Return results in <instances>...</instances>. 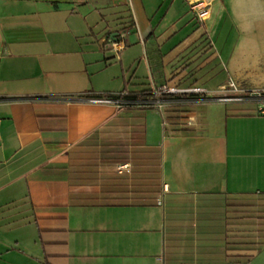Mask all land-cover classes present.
Here are the masks:
<instances>
[{"label":"crops","instance_id":"obj_1","mask_svg":"<svg viewBox=\"0 0 264 264\" xmlns=\"http://www.w3.org/2000/svg\"><path fill=\"white\" fill-rule=\"evenodd\" d=\"M195 1L0 0V264L264 260L261 104L211 100L264 91V0ZM161 85L210 100L86 102Z\"/></svg>","mask_w":264,"mask_h":264},{"label":"built area","instance_id":"obj_2","mask_svg":"<svg viewBox=\"0 0 264 264\" xmlns=\"http://www.w3.org/2000/svg\"><path fill=\"white\" fill-rule=\"evenodd\" d=\"M210 7L209 0H197L190 3V10L194 14L196 20L199 23H204L207 19L208 11ZM103 43L107 46L108 50L117 54L121 52L125 47L123 36H113L112 38L103 40ZM233 92L237 93L238 90L231 84L230 86ZM151 96L144 97L141 100H126L124 97L126 92L117 94H102L86 98V102L95 105L111 106L116 109L123 108H136V109H154L163 115L167 109L172 107L188 106L191 103L201 102V100H210V95L203 89L198 88H178L169 87L167 85L152 86ZM247 98L229 99V98H211V100L219 102H243L246 99H258L261 100V106L258 108V113L264 115V91L250 92L246 96ZM117 173L128 174L130 172V166L128 164L117 165ZM161 203L158 202V205Z\"/></svg>","mask_w":264,"mask_h":264},{"label":"rangeland","instance_id":"obj_3","mask_svg":"<svg viewBox=\"0 0 264 264\" xmlns=\"http://www.w3.org/2000/svg\"><path fill=\"white\" fill-rule=\"evenodd\" d=\"M133 69V68H132ZM125 72H128V70H126ZM129 73V72H128ZM131 75H132V70L130 71V73L127 75V79H129L130 77H131ZM257 92V91H256ZM260 92H262V91H260ZM247 94L248 93H240L239 91L237 92V93H235V92H233L232 90L231 91H225V92H222V93H220L219 94V96L218 97H220V98H229V99H238V98H247L246 96H247ZM249 102V103H262V101L261 100H258V99H251V98H248V99H246V102ZM17 249H19L20 251H26V252H24V253H27V251H31L32 252V249H30L29 248V246H27V244L26 245H22V244H20V246L17 248ZM23 254V253H22ZM22 254H20L19 256H18V259H16V263L17 264H21V258H23V255ZM262 259H264V254H262V257H261ZM262 263H264V260H262V262H260L259 264H262ZM22 264H24V263H22Z\"/></svg>","mask_w":264,"mask_h":264},{"label":"trees","instance_id":"obj_4","mask_svg":"<svg viewBox=\"0 0 264 264\" xmlns=\"http://www.w3.org/2000/svg\"><path fill=\"white\" fill-rule=\"evenodd\" d=\"M151 91H152L151 88H149L138 92H126V91L123 92H126V95L124 97L126 100L133 101V100H141L144 97L151 96Z\"/></svg>","mask_w":264,"mask_h":264}]
</instances>
